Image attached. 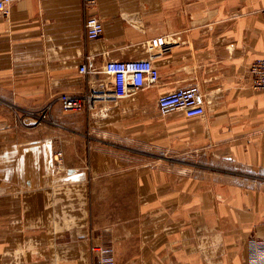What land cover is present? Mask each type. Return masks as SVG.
Returning <instances> with one entry per match:
<instances>
[{
	"label": "crops",
	"instance_id": "obj_1",
	"mask_svg": "<svg viewBox=\"0 0 264 264\" xmlns=\"http://www.w3.org/2000/svg\"><path fill=\"white\" fill-rule=\"evenodd\" d=\"M103 35L91 41L86 21ZM162 40L155 48L153 40ZM92 58L98 73L79 68ZM150 59L127 96L103 69ZM264 0H22L0 14V264H249L264 240ZM200 87L205 116H162ZM62 94L94 107L66 112ZM50 106L48 121L31 113ZM143 152L144 158L137 157Z\"/></svg>",
	"mask_w": 264,
	"mask_h": 264
},
{
	"label": "built area",
	"instance_id": "obj_2",
	"mask_svg": "<svg viewBox=\"0 0 264 264\" xmlns=\"http://www.w3.org/2000/svg\"><path fill=\"white\" fill-rule=\"evenodd\" d=\"M22 0H0V14H6L8 8L15 2ZM86 6L94 4L95 0H83ZM87 37L91 41L99 39L104 32L103 22L95 16L86 21ZM162 40H153L152 46L157 48ZM103 72L111 77L118 87V95L122 97L131 96L140 90L154 86L159 82L160 73L150 59L132 61H109ZM79 73L82 75H94L98 73L94 60L87 58L80 66ZM251 87L257 91H264V59L255 60L249 68ZM62 109L66 112L80 113L84 110H92L94 107L91 96H74L62 94L58 97ZM158 111L162 116L173 112H182L186 118H202L205 116L204 97L200 87L188 86L164 94L158 98ZM50 109V108H49ZM37 118V124L45 120ZM99 264H114L113 258L104 249H99ZM249 264H264V240L252 239L249 241Z\"/></svg>",
	"mask_w": 264,
	"mask_h": 264
},
{
	"label": "rangeland",
	"instance_id": "obj_3",
	"mask_svg": "<svg viewBox=\"0 0 264 264\" xmlns=\"http://www.w3.org/2000/svg\"><path fill=\"white\" fill-rule=\"evenodd\" d=\"M96 3H97V0H95V2H94V4H90L89 6H86L87 8H90V7H94L95 5H96ZM49 108H50V106L49 107H47L43 112H39V113H31V115H33V116H35V117H37V118H42V115L43 114H45V116H46V118H45V120L42 122V123H44V122H47L48 121V114H49ZM41 123V124H42ZM41 124H37V119H36V125L38 126V125H41ZM137 157H140V158H144V155H143V152H139L138 154H137ZM108 252V251H107ZM114 261V260H113Z\"/></svg>",
	"mask_w": 264,
	"mask_h": 264
}]
</instances>
